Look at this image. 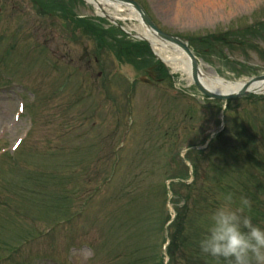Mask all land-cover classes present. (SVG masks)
Returning <instances> with one entry per match:
<instances>
[{
	"label": "rangeland",
	"instance_id": "374dc122",
	"mask_svg": "<svg viewBox=\"0 0 264 264\" xmlns=\"http://www.w3.org/2000/svg\"><path fill=\"white\" fill-rule=\"evenodd\" d=\"M40 1L52 2L54 10L42 9ZM138 1L167 31L172 29L162 20L173 21L180 4L199 14L195 4L204 9L202 3L215 2L209 10L231 9L227 15L254 6L215 33L246 27L264 14V0H167L168 13L159 0ZM66 11L94 20L114 49L125 36L140 42L99 19L86 1L0 0V264H158L157 242L167 222L164 185L171 174L184 193L178 178L189 180L194 164L190 183L199 196L214 191L223 203L230 194L232 207L242 196L252 205L249 176L264 171V162L240 172L247 163L234 160L232 151L264 158V98H235L223 113L222 103L170 70L171 76L161 69V80L141 82L143 68L156 60L148 45L140 58L120 60L114 49L99 50L93 35L72 31ZM113 13L130 32L142 27L124 11ZM186 24L198 25L192 15ZM260 29L252 37L256 46L216 39L214 45L189 44L205 74L243 80L264 73ZM21 101L25 111L18 108ZM224 123L221 135L207 142ZM222 153L228 173L214 165ZM260 197L264 205V191ZM211 209H199L187 227L206 231Z\"/></svg>",
	"mask_w": 264,
	"mask_h": 264
},
{
	"label": "clouds",
	"instance_id": "9594fccd",
	"mask_svg": "<svg viewBox=\"0 0 264 264\" xmlns=\"http://www.w3.org/2000/svg\"><path fill=\"white\" fill-rule=\"evenodd\" d=\"M232 196L211 214L208 227L198 242L202 254L218 264H264V226L254 223L246 209L251 202L240 198L231 206Z\"/></svg>",
	"mask_w": 264,
	"mask_h": 264
},
{
	"label": "bare ground",
	"instance_id": "6f19581e",
	"mask_svg": "<svg viewBox=\"0 0 264 264\" xmlns=\"http://www.w3.org/2000/svg\"><path fill=\"white\" fill-rule=\"evenodd\" d=\"M88 3L92 4L95 8L96 12L99 14H103L101 8L99 7V1L96 0H86ZM160 5L163 7L164 13H168L166 6H168L169 1L167 0H159ZM167 2V3H166ZM104 6L107 5L103 2ZM102 4V7H103ZM215 4V3H214ZM114 8L120 9V11L126 12L128 15L133 17H137L136 11L129 5H113ZM185 8H189L188 4L184 5ZM111 11V10H110ZM113 11V10H112ZM149 26L144 29L140 26H136L133 28L135 30V34L139 37L146 38L150 44L156 55L161 59V61L167 65L170 72L177 73L182 75L186 80L192 83L193 68L190 56L186 53L182 46L178 44L168 45L166 42H170L169 40L163 39L159 35H155L152 30L148 29ZM150 28V27H149ZM133 34V33H132ZM161 40H160V39ZM199 70L202 73L200 74V79L202 84L210 90L218 91V92H229L237 90L241 85H243L246 80H234L227 79L225 77L216 75L205 74L201 66L198 64ZM249 89H252L256 92H264V81H255L250 86Z\"/></svg>",
	"mask_w": 264,
	"mask_h": 264
},
{
	"label": "trees",
	"instance_id": "16d2710c",
	"mask_svg": "<svg viewBox=\"0 0 264 264\" xmlns=\"http://www.w3.org/2000/svg\"><path fill=\"white\" fill-rule=\"evenodd\" d=\"M87 19H78V22L80 24L87 25L90 27L93 31H95L99 35H104L103 30H99L94 24L90 22H86ZM111 37V36H110ZM115 41H118L115 39ZM136 45L137 49L135 52L132 51L131 45ZM140 45H143V47H139ZM145 43L144 44H125L122 45V42L118 43L117 47L119 50L125 51V56L128 59L130 56H133L134 59L138 55V53L141 50L145 49ZM226 172V171H223ZM188 188V194H192V208L188 209L186 206H183L181 208H178V213L172 224L170 225V243L167 246V252L169 254V264H188V260H190V257H195V262L192 264H215V260L209 256H206L202 254L199 250L198 242L204 235L205 231H191L188 225V221L190 220V223L193 222L192 214L196 213L195 209L197 210L201 204H205L208 207H212L214 205L213 201L216 199L215 195H211L208 198L207 197H201L199 199L195 198L193 196V193L196 191V188L193 186L185 185ZM253 216L257 215V212H253ZM188 248L193 250V254L189 255Z\"/></svg>",
	"mask_w": 264,
	"mask_h": 264
},
{
	"label": "water",
	"instance_id": "95a60500",
	"mask_svg": "<svg viewBox=\"0 0 264 264\" xmlns=\"http://www.w3.org/2000/svg\"><path fill=\"white\" fill-rule=\"evenodd\" d=\"M102 2H105V4L111 5V6L112 5H117V6L118 5H129V6H131L132 8L135 9L136 13H138L140 15V17L143 21L142 23L149 26L155 32V34L161 36L163 39L169 40L170 42H173L175 44L182 46L183 49L186 51V53L191 58L192 68L194 70L192 78L194 79L195 84L201 90V92H203V93H205L211 97L220 98V99H228V98H232L235 96L244 95V94H247L249 92H253L252 90L248 89V86L253 81L264 80V75L252 77L248 82L244 83L243 87L237 92L220 93V92L212 91L202 84L201 79H200V74L202 75V73L199 70L198 62L195 58V55L191 51V49L188 47V45L185 42H183L179 37L164 33L161 30H159L158 27L152 22V20L149 18V16L146 14L145 10L142 8V6L139 3H137L134 0H100L99 1V7L106 14V16L109 17L110 19H113V17H112V15H109L108 13H106V11L103 9Z\"/></svg>",
	"mask_w": 264,
	"mask_h": 264
}]
</instances>
